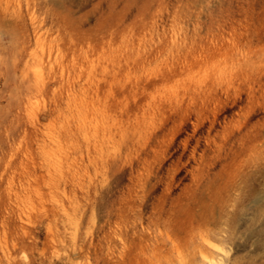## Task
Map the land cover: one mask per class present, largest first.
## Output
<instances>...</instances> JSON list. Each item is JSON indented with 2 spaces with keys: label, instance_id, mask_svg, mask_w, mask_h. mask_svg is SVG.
Returning <instances> with one entry per match:
<instances>
[{
  "label": "rangeland",
  "instance_id": "1",
  "mask_svg": "<svg viewBox=\"0 0 264 264\" xmlns=\"http://www.w3.org/2000/svg\"><path fill=\"white\" fill-rule=\"evenodd\" d=\"M246 55L264 0H0V264H264Z\"/></svg>",
  "mask_w": 264,
  "mask_h": 264
},
{
  "label": "bare ground",
  "instance_id": "2",
  "mask_svg": "<svg viewBox=\"0 0 264 264\" xmlns=\"http://www.w3.org/2000/svg\"><path fill=\"white\" fill-rule=\"evenodd\" d=\"M263 60H264V57H258V56L256 57L252 55L250 56L246 55L243 58H238L237 59L238 65L236 66V69L232 71L231 75L225 76L224 73L226 72H221V77H219V80L217 82H211V84L208 87L209 88L208 102L210 103L211 101H213V103H216L219 100V99L217 100L216 98H214L215 92L218 89L219 90H223V89L229 90L230 88H233L234 90H238V91L246 90L248 100L245 103V105L242 107V110L246 111L247 109H249L250 104L254 101V95L252 93L253 83H259L260 82L259 76L261 74H264V61ZM247 62H250L251 65L255 67L254 68L256 69L255 72L257 71L256 76L254 78L248 77L247 73L242 70V65ZM243 80H246L247 82L244 83V85H241ZM261 90H263V88H261ZM204 104L205 103L203 101V103L197 109L193 110V114L195 116V122H193L194 126H197L203 121V119L205 118L203 114L204 111L205 112L210 111V108L207 106L205 107ZM249 138L250 137L245 131L243 133L241 132L240 140L245 145H246V142L249 140Z\"/></svg>",
  "mask_w": 264,
  "mask_h": 264
}]
</instances>
